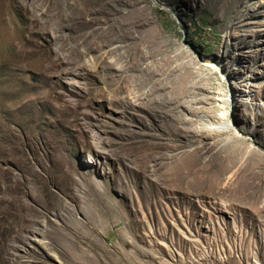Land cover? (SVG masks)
I'll return each instance as SVG.
<instances>
[{"label":"rangeland","instance_id":"obj_1","mask_svg":"<svg viewBox=\"0 0 264 264\" xmlns=\"http://www.w3.org/2000/svg\"><path fill=\"white\" fill-rule=\"evenodd\" d=\"M0 264H264V0H0Z\"/></svg>","mask_w":264,"mask_h":264}]
</instances>
